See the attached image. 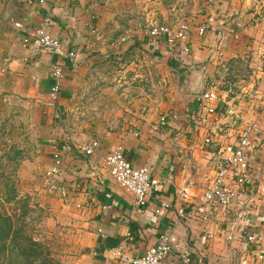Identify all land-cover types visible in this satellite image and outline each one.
<instances>
[{"label": "crops", "instance_id": "1", "mask_svg": "<svg viewBox=\"0 0 264 264\" xmlns=\"http://www.w3.org/2000/svg\"><path fill=\"white\" fill-rule=\"evenodd\" d=\"M261 1L264 5V0ZM233 2L228 0L222 7L214 3L210 7L227 10ZM24 4L19 38L33 36L45 20H50L47 32L63 42L64 57L59 61L64 68L61 96L56 104L52 103L50 90L55 56L35 54L22 42L23 58L10 65L6 79H14L17 82L14 92L28 98L36 108L50 167L57 151L63 156L62 173L57 181L68 189L69 198L48 194V208L53 220L68 225L75 244L88 250L79 264H116L113 256L119 249L130 256L142 254L170 233L179 239L181 252L188 254V261L174 254L170 259L174 264H200L201 260L203 264H253V249L243 244L238 228L229 229L225 222L207 225L192 216L182 220L178 211L193 212L214 180L220 150L215 144H235L240 127L260 113V100L264 98L262 70H258L264 57V11L261 7L253 4L252 13L248 14L244 12L246 6L237 8L238 12L221 11L223 13L206 17L196 28L190 25V54L172 52L168 58H173L174 67L165 60V54H169L165 39L152 40L157 57L163 58L161 61L167 67L180 68L185 73L178 89L164 92L163 97L156 99L134 100L132 109L126 104L118 112L119 118L111 119L106 127L100 125L98 136L92 141L98 143V148L88 157L76 148L89 146L91 140L76 144L72 131L66 129L64 132L62 127L72 115L67 106L81 83L84 61L93 52L100 57L108 56L114 51L113 47L122 46L111 42L113 32L110 34L107 27L111 28L108 23L118 17L122 9L119 4L124 7L125 0H47L44 5L38 0H27ZM223 23L225 25L220 26ZM204 25L208 33L200 37L198 28ZM217 52L223 54L220 61L215 55ZM71 53L74 58L69 56ZM234 69L243 70L245 88H231L236 80L228 71ZM158 70L161 73V67ZM158 77V82L163 83L161 76ZM209 91L218 92L217 114L203 111L205 103L201 97ZM57 104L65 121L57 115ZM227 110H236L240 119L227 114ZM163 116L168 117V125L164 130L155 131ZM197 125L199 132L194 129ZM229 128L230 134L222 135V130ZM207 139L211 140L210 144L206 143ZM70 141L72 150H63ZM117 147L123 148L127 161L134 167L147 168L161 182V192L152 195L144 208H136L133 196L110 176L106 159ZM252 168L255 176L263 173L261 154L253 159ZM184 190L189 193L188 199L180 195ZM163 202H169L171 210L163 217H155V211ZM255 221L256 231L264 232L262 218ZM207 233L214 234L213 238L209 239Z\"/></svg>", "mask_w": 264, "mask_h": 264}, {"label": "rangeland", "instance_id": "2", "mask_svg": "<svg viewBox=\"0 0 264 264\" xmlns=\"http://www.w3.org/2000/svg\"><path fill=\"white\" fill-rule=\"evenodd\" d=\"M25 1L0 0V264H79L88 250L80 249L70 237L68 225L53 220L49 213L47 195L52 193L45 174L50 164L39 131L38 112L28 98L14 92L17 82L6 79L10 65L23 58L16 24L22 21ZM210 2L125 0L124 7L119 4L122 9L107 28L110 34L113 32L111 42L122 46L113 47L108 56L93 52L87 60L83 58L81 83L67 106L72 115L62 127L64 132L72 131L73 142L95 140L100 125L106 127L111 119L119 118L117 114L126 104L132 109L134 100L156 99L178 89L185 73L167 67L154 53L149 43L152 27L187 22L196 28L206 17L221 11L238 12L237 8L246 6L244 12L252 13L253 4L264 11L261 0H234L230 10L212 8ZM217 5L222 7V3ZM122 39L127 41L122 43ZM171 53L169 50L165 54L166 61ZM262 61L258 70H262L264 95V57ZM237 71L243 78V70ZM158 75L163 83L158 82ZM56 107L59 119L65 121L59 104ZM253 264L264 261L255 259Z\"/></svg>", "mask_w": 264, "mask_h": 264}, {"label": "built area", "instance_id": "3", "mask_svg": "<svg viewBox=\"0 0 264 264\" xmlns=\"http://www.w3.org/2000/svg\"><path fill=\"white\" fill-rule=\"evenodd\" d=\"M47 0H38V3L44 5ZM214 3H225L228 0H210ZM252 1V0H246ZM213 23V21H211ZM50 20H45L34 33L33 36L22 38L23 46L30 48L35 54L48 53L55 56L52 64L53 84L50 90L52 103L56 104L61 96L62 82L64 79V68L59 61L64 57L63 42L61 39L52 37L47 32ZM17 29H22V23L16 24ZM208 33L206 25L198 28V35L205 36ZM192 36V27L189 23H178L174 26L159 25L154 26L149 31L151 40L165 39L166 45L171 52L180 55L190 54V40ZM127 40L122 39L125 43ZM222 44L220 45L221 49ZM218 54V52H217ZM74 58L73 53L69 54ZM219 61L223 57L219 52ZM238 69H234L228 75L236 78L231 83V88L246 87V79L237 75ZM227 72V73H228ZM201 100L205 103L203 111L207 114H217V106L220 104V98L217 91H209L202 95ZM259 106L260 113L253 119L245 123L239 129V136L235 144L220 145L216 143L215 147L219 150L217 158V172L214 180L199 199L193 212L188 214L185 210H179L180 219L194 217L196 220L207 225H218L226 223L229 229L238 228L239 238L246 247L253 249L255 259L258 262L264 261V232H257L254 223L255 220L262 218L264 222V168L262 174L255 176L252 168V162L260 154L264 157V134H262V123L264 121V98H261ZM227 114L233 115L237 120L240 114L236 110H227ZM168 125V117L163 116L159 120V125L155 131L164 130ZM200 126H195V131L199 132ZM237 127H234L236 129ZM230 128L222 130V135L228 136ZM137 136V134H136ZM70 144L64 145L63 150H72ZM211 143L210 139L206 140ZM98 148L97 142H92L89 146H78L76 150L85 155L93 156ZM106 165L114 182L123 190L130 193L134 198L136 208L146 207L149 198L161 192V182L153 177L147 168L134 167L127 161L122 147H117L106 159ZM63 168V156L59 151L53 155V165L45 174V181L48 190L52 194H57L62 199L69 198L68 189L57 181ZM260 182V183H258ZM259 184V185H257ZM184 199L189 198V193L184 190L180 192ZM111 198V195H107ZM172 205L169 202H163L161 207L155 211V217H163L170 211ZM228 223V224H227ZM208 238H213L214 234L207 233ZM187 247V246H186ZM174 254L182 255L183 259L188 261V254L181 252V244L174 233H170L166 238L156 246L150 247L142 254L127 255L122 249H119L113 256V262L116 264H174L170 259ZM185 254V255H183ZM204 261L201 260L200 264Z\"/></svg>", "mask_w": 264, "mask_h": 264}, {"label": "trees", "instance_id": "4", "mask_svg": "<svg viewBox=\"0 0 264 264\" xmlns=\"http://www.w3.org/2000/svg\"><path fill=\"white\" fill-rule=\"evenodd\" d=\"M149 43L152 44V41H150ZM167 63H168V65L171 66V67H174V65H176V63L174 62L173 59H169Z\"/></svg>", "mask_w": 264, "mask_h": 264}]
</instances>
